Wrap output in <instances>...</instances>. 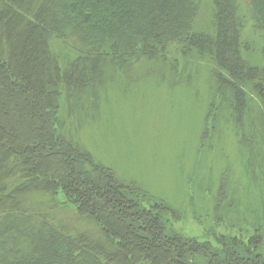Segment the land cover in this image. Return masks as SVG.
<instances>
[{
    "label": "trees",
    "instance_id": "16d2710c",
    "mask_svg": "<svg viewBox=\"0 0 264 264\" xmlns=\"http://www.w3.org/2000/svg\"><path fill=\"white\" fill-rule=\"evenodd\" d=\"M10 16L11 30L20 25L14 40ZM33 35L39 67L54 82L42 79L31 92L19 56ZM180 57L198 61L183 71L188 79L202 61L208 69L201 143L232 123L242 129L240 152L250 156L244 193L226 171L214 195L213 220L231 231L207 241L178 231L180 214L169 200L94 156L66 125L88 93L101 96L110 69L149 67L166 79ZM183 73L188 90L196 83ZM0 108L8 115L0 124V264H264V206L255 208L251 235L238 202L244 196L250 207L264 198V0H0ZM10 143L24 152L10 158ZM116 194L119 225L107 212Z\"/></svg>",
    "mask_w": 264,
    "mask_h": 264
},
{
    "label": "rangeland",
    "instance_id": "374dc122",
    "mask_svg": "<svg viewBox=\"0 0 264 264\" xmlns=\"http://www.w3.org/2000/svg\"><path fill=\"white\" fill-rule=\"evenodd\" d=\"M218 5L226 6L223 1ZM6 21L7 38L10 40L12 37L14 40L13 30L20 25L18 27L14 25L11 30V16ZM27 37L23 39L25 49L22 50L19 58L27 64L25 68L27 75L22 76L26 90L33 92L42 89V79H46L43 75L46 66L39 67L37 59L40 58L41 52L39 47L35 46L36 42L33 38L36 37L34 35L30 39ZM220 45L219 39L217 49ZM183 58L180 57L182 63L178 67L172 65L171 68L169 67L171 70L166 72V79H162L160 74L149 67L144 70L135 69L133 74H130L131 72L126 68L110 69L105 72L106 80L101 84V96L97 98L88 93L83 98L80 115H76L73 110L74 115L67 118L66 125L94 156L113 163L118 172L142 180L152 193L169 200L180 214L179 219L173 223L178 231L201 241H207L210 238L214 239L215 233L231 231L225 221L215 223L213 220L215 219L214 195L219 190L222 175L226 171L235 191L244 193L246 179L244 178V182L241 179L244 176L243 161L250 156L246 150L244 153L240 152V143L244 140L241 138L242 129L240 130L239 127L233 129L232 123L229 126H222V131L217 128L212 129L207 139H202V143L205 144L202 145L200 135L205 109L210 99L208 69L206 62L202 61L201 70L196 75L191 73L189 77L191 82L194 80L196 84L189 87L191 89L185 90V84L190 81L183 79L181 82V74L187 67L195 66L194 63L198 61L191 60L190 63H186L187 58ZM10 59H13V56H10ZM183 62L185 67L182 66ZM193 71L196 72V67ZM183 75L188 79V74L183 73ZM156 80L162 83L158 84ZM228 81L230 82L231 79ZM53 82L52 79H46L45 84L50 87ZM229 82L226 86L233 87ZM66 96V93L61 95L64 110L69 109V102L64 98ZM70 105L69 103V107ZM0 111H2L0 112L2 125L1 121L7 119L8 115L5 116L7 114L5 109L0 108ZM76 116H79L78 119ZM150 121L159 122L160 127L157 124L152 127ZM1 135L3 133H0ZM0 139L5 140L4 137ZM258 143L257 139L256 145ZM260 143L258 149L264 147V143L262 142V145ZM10 145L13 147L10 158H13L14 154L24 152L23 149L14 147L12 143ZM183 152L182 160L178 159ZM42 164L44 163L41 162L37 169L35 167L39 174L43 168ZM117 188L130 194L124 187ZM101 190L103 193L111 191ZM263 200V196H259L250 207L246 205L244 196L238 201L243 204L240 210L248 220L247 231L251 235L254 232L252 223L256 217L255 208L262 204L263 209ZM122 202V196L116 194L110 208L108 207V217L112 224L115 222L119 225L115 219ZM251 212L254 213L251 215ZM145 224L147 225L148 222ZM116 232L119 233L120 230L117 229ZM132 238L134 237L129 236L127 239L130 241ZM156 244L155 242L152 248Z\"/></svg>",
    "mask_w": 264,
    "mask_h": 264
},
{
    "label": "bare ground",
    "instance_id": "6f19581e",
    "mask_svg": "<svg viewBox=\"0 0 264 264\" xmlns=\"http://www.w3.org/2000/svg\"><path fill=\"white\" fill-rule=\"evenodd\" d=\"M176 118H177V116H176ZM147 121H148V120H147ZM148 122H149V121H148ZM150 122H151V121H150ZM156 124H157L158 126L160 125L159 122H151L152 127H154V125H156ZM155 127H156V126H155ZM159 127H160V126H159ZM170 151H171V150H170ZM170 151H169V152H170ZM184 151H185V150H184ZM183 154H184V152L178 157V159H181V160H182Z\"/></svg>",
    "mask_w": 264,
    "mask_h": 264
}]
</instances>
